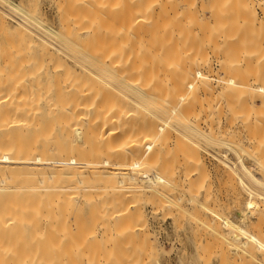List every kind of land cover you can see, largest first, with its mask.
<instances>
[{
	"label": "bare ground",
	"instance_id": "1",
	"mask_svg": "<svg viewBox=\"0 0 264 264\" xmlns=\"http://www.w3.org/2000/svg\"><path fill=\"white\" fill-rule=\"evenodd\" d=\"M197 1L200 2V0H98V7H94L91 0H82L88 7L85 6L77 18L76 16L74 19L71 18L74 20L71 22L76 27V33L80 30L81 36V40L80 36L78 37L80 41H74L76 44L79 42V50L74 51V49V53L71 55L79 63V73H75L64 62L56 64V61L62 60H60L61 57L56 58L57 54L55 53L57 60L53 59L55 61H52V64L56 65L52 66V70L58 72L59 65L62 67L64 64L66 69L62 67L61 70L66 72L69 68L73 75H65L60 79L52 80L51 86L46 82L48 87H46V91L50 89L48 95L45 91L46 95L41 94V98L40 95L38 96L41 101L40 107H35L37 108L36 113L33 112L34 106H31L39 100L37 98V102H34L36 90L40 84H35L37 82L35 76L30 77L29 75V79L21 80L22 83L24 82L23 86L18 84L20 81H15L20 89L13 86L14 83H12L15 93L16 90H21L17 94H22V92L24 94L25 91L27 94H24L25 100L21 95L17 98L23 97V99L18 100L15 97L20 101L18 105L21 103L20 107L16 108L18 111L19 108L22 110L19 111V114L18 111L15 113L13 111L16 117L19 115L22 117L17 119L18 122L15 120L17 125L14 126L15 129L11 126L14 121L11 125L8 124L12 114H8V117L7 109L0 108L5 110L4 114L10 119L8 122L5 115L3 116L7 118L6 120L5 117H0L1 120L4 119L3 123H5L3 125L0 123V264H159L158 253L155 251L159 248H156L157 245L155 248L153 247L152 240L154 239L151 240L149 229L143 222L145 218H142L143 205H149V212L153 217L158 216L159 213L162 214L161 210L167 209L168 212V209H172V207L180 209V203L183 202L194 208L200 206V209L197 208V213L198 210H202V207L204 210V202L205 205H210L206 192H203L206 195L204 201H201L202 204L197 198V192H200L201 189L199 183L203 181L200 182V178L197 179L196 176L195 180L192 179L195 169H190L192 163L187 162L196 156L187 158L188 154L185 156L183 152L185 150H182L187 148V151L188 148H192L190 151H193V147L195 148L198 143L196 142L197 144L192 146V140H190L192 141L191 145L190 141L185 140L187 137H184V142H181L183 140H180V137L187 134L197 138L202 136L203 140L206 138V132L204 131L203 134L197 124L200 121L199 112L196 109L200 96L199 88L200 91L207 93L206 95L209 94V98L216 87L220 88L221 96L225 93L222 97H225L229 90L237 92L236 89L241 91V89L250 88L251 90L248 89V91H252V96L253 90H264L263 82L260 83L258 69L259 61L262 57L264 58V34H261L262 37H255L260 34L257 27L261 21L258 20V24H256L254 4L248 8L247 6L237 7L236 3L237 9L234 7L231 10L230 4L232 3L229 0H223L222 5H219L221 4L219 0H217L219 4L213 0L214 6L213 4L209 5V0H202L200 3ZM239 1L237 0V2ZM110 2L112 3V7L109 4L111 8L108 6ZM210 3H212L211 0ZM216 3L218 7L215 6ZM0 4L7 6L9 10L16 11V14L17 12H21L19 15L25 14H22L23 17L29 16L26 14L28 11H24L20 5L10 0H0ZM240 4L242 5V3ZM97 12L103 14L99 15ZM33 15L32 13L30 16ZM64 17L63 21L68 23L70 18ZM29 19L30 22L33 21L31 17ZM29 19H27L28 22ZM24 20L27 21L26 18ZM254 25L255 27L251 28ZM256 25L258 26L256 27ZM260 26L262 25L260 24ZM245 27L246 29L250 27L252 31L256 29L258 34L254 36L253 32L249 35V28L245 37V34L242 33ZM48 31L52 36L57 35L56 37H58L56 31L50 29ZM256 31L255 33H257ZM30 36L29 38L32 39ZM249 36L251 39H245L250 38ZM59 39L61 38L59 37ZM67 39H63V42L69 43L71 39ZM1 45L0 49L3 47ZM71 45L73 46V43ZM12 46L9 47L11 50ZM72 46L69 47L70 50L67 47L62 48L72 53ZM17 48L14 49V56H17L19 52ZM53 48L52 50H54ZM58 48L61 49L60 46ZM20 49H24V47ZM25 50H27L26 47ZM5 52L7 57L4 56L7 59L10 56L9 50ZM25 52H22L24 55L21 57H26ZM4 56H0L1 61H4ZM29 56L34 60L36 58L33 57L34 55ZM10 58L5 63H9V60L12 62V58ZM17 58L19 60L18 56ZM27 61L30 60H26L24 63L28 64ZM50 63L49 59L51 66ZM32 65L34 66V64ZM15 66L16 64H14V68ZM18 68L20 67L18 66ZM4 69L2 68L1 71L0 68V73L7 76L8 73L6 75ZM8 69L5 71H11V64ZM203 78L205 82L203 81L199 87L198 81ZM0 79L2 80H0V84H2L0 92L4 93L8 88V91L11 90L12 86L6 78L4 77L7 81L6 84L3 76ZM243 80L250 81L251 84L253 82L254 85L251 86L254 89L252 90L250 84L248 85L245 81V83L242 82ZM225 90L227 91L225 92ZM108 95L111 96L110 100ZM257 95L258 98L256 95L254 98L260 103L262 102L261 106H264V95L261 96L258 93ZM5 96L1 95L2 98ZM227 96L223 98L225 107L229 106V99L233 97ZM252 96L250 103H246L242 110L238 107L240 103L237 106L235 102L236 107L244 113V115L240 113L243 118H241L242 120L239 118V122L247 125L245 128L241 127L242 125H237L234 129L232 126L213 130L214 120L212 121L210 115L207 116L208 120L203 119V123L208 125L205 127L208 128L207 134L211 138L218 135L220 139L222 137L221 140L217 137L219 139L217 144L223 145L224 153L231 152L237 159L234 163L238 168L239 180L232 179L231 183L233 187L231 188L235 191V198L242 197L238 186L244 188L245 184L241 180L243 177L247 182L262 190V193H254L246 185V198L248 200L257 199L264 206V136L259 134L260 132L257 133L259 129H262L261 125L264 119L259 118L260 108H256V100ZM210 101L207 105L208 109L212 108L213 101ZM236 101L238 102V100ZM29 106L30 110L33 109L32 112L29 110ZM216 108L215 106L214 111H218ZM228 109L231 110V108L226 110ZM210 111L213 110L210 109ZM232 115L234 116V114ZM232 115L231 117H233ZM261 115L264 116V114ZM209 118L211 119L209 120ZM232 122L230 121V124ZM6 123L14 129V132L16 130V135L8 125L6 126ZM56 135L59 136L58 140L61 142H53ZM62 135L73 144L70 152H67V147L62 146V142H66L64 138H61ZM29 136L31 137L30 142H28ZM213 140L212 142L215 143L216 141ZM190 151L187 152L192 153L191 155L195 153V151ZM213 155L210 157L213 158ZM222 155L226 158L224 154ZM188 157L191 156L188 155ZM243 158L248 161L247 164L243 162ZM195 161L194 166L199 163V160ZM219 161H216L217 165L225 163L220 159ZM197 168L195 172L199 169ZM228 173L230 174V170ZM229 174H227L228 177L232 176ZM198 181L199 186L197 187ZM204 185H208V183ZM208 186L204 188L207 189ZM206 199L207 201H205ZM239 199L241 198L239 197ZM120 201H126L128 204L126 211L118 210L116 207ZM99 205H101L100 208ZM109 205H112L114 210L109 215H103ZM188 208L191 207L188 206ZM209 210L211 212L212 209ZM223 211H221L222 214ZM222 214H219L221 219ZM204 215L203 219H205ZM205 217L207 218V215ZM200 218L199 215L198 219ZM208 218L202 221V225L204 223V225H208L206 223L210 220ZM198 219L195 221L201 223ZM221 219L218 221L222 222L223 230L231 229L227 241L235 249L239 245H246L245 248L251 247L255 239L258 242L257 234L253 235L255 236L254 240L252 238L253 241L249 236L252 237L253 233L252 222L261 224L257 228L258 230L256 225L254 228L261 239V244L255 243L260 245H257L256 248L252 246L250 250L253 254V250L256 253L259 250L262 252H260L261 258L264 256V220L262 222L260 219V221L254 210L246 206V208L236 210L230 218H224L222 221ZM195 221L193 222L194 227H196ZM213 223H217V220ZM213 225L215 228L217 227L216 231L220 237L221 228L218 226L220 224ZM249 226H252L251 232L248 230ZM245 236L247 241H251H248L250 245L243 241ZM213 237L210 238L213 239ZM198 239L200 240V237ZM209 239L204 242L207 243ZM211 239L212 243L219 238ZM222 244L220 243V245ZM225 244L227 245V243ZM226 245L225 249H227ZM250 247L247 250L243 248L241 254L236 251L239 260L242 256L246 255V258L249 255ZM252 248L254 249L252 250ZM199 249L201 248L199 247ZM225 249L223 248L221 251L224 252ZM196 250L198 251V249ZM244 250H246L245 253ZM202 251L206 252L205 249ZM234 251L232 252L234 253ZM227 253L229 254V251ZM233 253L227 254V257L234 256L236 258L237 256ZM218 255L220 257L221 252ZM199 258L201 257L199 256ZM203 259L207 261L205 256L201 258V261L205 263ZM262 259L261 262L264 264ZM243 260H245L244 257ZM243 260L242 262L240 260L239 264H242ZM223 261L219 264H222ZM247 261L250 262L249 258ZM232 262L235 263V260ZM246 263L244 261V264Z\"/></svg>",
	"mask_w": 264,
	"mask_h": 264
},
{
	"label": "rangeland",
	"instance_id": "2",
	"mask_svg": "<svg viewBox=\"0 0 264 264\" xmlns=\"http://www.w3.org/2000/svg\"><path fill=\"white\" fill-rule=\"evenodd\" d=\"M11 2H13V3H15V4H18V5H20L22 8H23V10L25 11H28V13H26V14H29V16L30 15H32V13L34 14L33 16H30L31 17V19H33V21H34V19H35V21H34V23H33V21L32 22H30L31 20L29 19L30 17L29 16H27L26 15V17L24 16H22V14L21 15H19L20 13H18L17 12V14H16V11H13V10H9L8 8H7V6H4V5H2V4H0V44H2L1 46H3L2 47V49H0L1 51H0V56H6V52L5 51H7V50H9V57L8 58H12V62H11V60H9V63H5V61H8V58L6 59V57L4 56L3 57V59H4V61L2 60L1 61V59H0V68H1V71H2V68L4 69H6V70H9L8 68L10 67V64H11V67H12V69H11V71H5V69H4V72L6 73V75H7V73H8V75L7 76H5V75H3V73H0V77H2L3 76V80H5V84H6V82L8 81L9 82V84H11V86L13 85L12 83H14V85L13 86H16L17 88H19L20 89V86H17V82L15 83V81H20V83H18V84H22V86H23V83H22V81L21 80H24V79H29L30 77H32V76H35V78L37 79V82L35 83L36 85H37V83H43V84H38V88H37V90H36V98H34V102L36 103L37 102V98L39 99V95H40V98H41V94H45L46 95V92H47V95H48V91H49V89H47V91H46V87H47V84L48 83H50V82H52V80H55V79H60V78H62L63 76H71V75H73V73L71 72V70H73L75 73H79V71H80V67H78V65H79V63L73 58V56L71 57V55H73V50L74 51H78L79 49H78V47H79V42H77V44H76V42H74V41H80L81 40V36H80V34H79V32H80V30H79V32L78 33H76V31L77 30H75L76 29V27L72 24V20L74 19V17L76 16V18H77V16L83 11V8L86 6V7H88L86 4H84L83 2H82V0H10ZM97 1L98 0H91V2H93L94 3V7L96 6V7H98V5H97ZM202 0H200V2H201ZM206 1V0H205ZM204 1V4L206 3ZM217 0H215V2H216ZM223 0H219V2L221 3ZM224 1H226V0H224ZM232 4H230V6H232L231 7V10L234 8V9H237V7L239 6V7H244V6H247L248 8H250L249 6H252L253 4V9L255 10V13H256V24H258L257 22H258V20L259 21H261L260 22V24L262 25V26H260V24H258L259 25V27H257L258 25H256V27L257 28H259V30H261L262 28H263V26H264V19H263V17H264V0H238L239 2H237V0H229ZM234 1H236V2H234ZM55 2H56V4H55ZM57 2H58V5H57ZM198 3H200L199 1H197ZM209 2V5H212L213 4V0H211V2L212 3H210V0L208 1ZM218 2V1H217ZM219 2H218V4H219ZM235 4H234V3ZM236 3H237V7H236ZM240 3H242V5L240 4ZM252 3V4H251ZM109 4H111V7H112V3L110 2V3H108V6H109ZM217 4V3H216ZM215 4V6H217L218 7V4L216 5ZM240 4V5H239ZM248 4V5H247ZM57 5V6H56ZM219 5H222V3L221 4H219ZM225 5V4H224ZM224 5H223V7H224ZM206 6V5H205ZM213 6H214V4H213ZM227 6H228V4H227ZM229 6V7H230ZM50 7V8H49ZM56 7H57V9H56ZM110 7V6H109ZM110 7V8H111ZM220 7H222V6H220ZM219 7V8H220ZM228 7V8H229ZM254 7H256V8H254ZM227 8V7H226ZM227 8V9H228ZM252 8V7H251ZM263 9V11H262V9ZM56 9V10H55ZM217 10H219L218 8H216ZM215 9V10H216ZM247 9V8H246ZM32 10V11H31ZM33 10H35V11H33ZM11 11V12H10ZM94 11V10H93ZM95 11H96V9H95ZM99 11V10H98ZM30 12V13H29ZM96 13V12H95ZM98 13V12H97ZM99 15H102L101 13H98ZM15 15V16H14ZM23 15H25V14H23ZM63 16H65L64 18H70V19H68L69 21H67L68 23H65L64 21H63ZM17 17V18H16ZM22 17V18H21ZM27 17H29V18H27ZM33 17V18H32ZM36 17V18H35ZM73 17V19H71ZM24 18H26V20L27 19H29V22H28V20L27 21H25L24 20ZM23 21L24 23L22 24V22L21 21ZM263 21V22H262ZM73 22H74V20H73ZM25 24V25H24ZM31 24V25H30ZM75 24V23H74ZM77 25V24H76ZM26 26V27H25ZM74 26V27H73ZM78 26V25H77ZM25 27V28H24ZM252 27H255V25L254 26H251V28ZM260 27H261V29H260ZM250 28V27H249ZM248 27H247V29H246V27H245V29H243V31H242V33H244L243 35L246 37L247 35V32L249 31V35H250V33H253L254 34V36L255 35H257L258 34V32L260 33L259 34V36H255L256 38L258 37H262L263 35H261V34H264V29H262V31H263V33H262V31H259L258 30V32L256 31V29H255V31L257 32V33H255V31H252L251 30V28H250V30H248L249 29ZM30 29V30H29ZM48 29H50V30H53V31H56V33L58 34V37H56V36H52L51 34H49V31H48ZM246 30V31H245ZM248 30V31H247ZM254 30V29H253ZM48 31V32H47ZM251 31V32H250ZM27 34V35H26ZM29 34H32L31 36L29 35ZM59 35H62L63 36V38H62V36H59ZM252 35V34H251ZM29 36L30 37H32V39L31 38H29ZM65 36V37H64ZM67 36V37H66ZM80 36V40H78V37ZM51 37V38H50ZM56 38V39H54V38ZM59 37L62 39V41H60L61 39H59ZM250 37V36H249ZM71 39V40H73L72 42H70L71 40H69V43L68 42H66V41H64L63 42V39L65 40V39ZM31 39V40H30ZM67 39V40H68ZM245 39H251V37L250 38H245ZM56 40V41H55ZM255 40V39H254ZM29 41V42H28ZM32 41H34L33 43H32ZM258 41V40H257ZM259 41H260V39H259ZM32 44H34V45H32ZM255 42H256V40H255ZM6 43V44H5ZM9 45H8V44ZM12 43H14V44H12ZM30 45V46H27L28 44ZM59 45H58V44ZM62 43V44H61ZM73 43V46L71 45ZM256 43H258V42H256ZM63 44H64V46H63ZM13 45V46H12ZM67 45V46H66ZM68 45H70V46H68ZM12 46V50H11V48H9V47H11ZM58 46H60V48L61 49H59L58 48ZM72 46V53L71 52H69V51H67V49L65 50V49H63L62 47H67L69 50L71 49V48H69V47H71ZM14 47V48H13ZM15 47H18L17 48V50L19 51L18 53H17V56L19 57V60H17L18 58H17V56L15 55L14 56V49H15ZM22 47H24V49H20V48H22ZM25 47H26V49L28 50H25ZM29 47V48H28ZM50 47V48H49ZM52 47H54L53 49L54 50H52ZM76 47V48H75ZM7 48H9V49H7ZM56 48V49H55ZM46 49H47V52H46ZM60 51H59V50ZM17 50H16V52H17ZM22 50H24V51H22ZM56 50V51H55ZM57 50H58V53H57ZM3 51H4V53H3ZM21 51V52H20ZM25 51H27V52H25ZM38 51H40V52H38ZM42 51H43V53H42ZM55 51V52H54ZM63 51V52H62ZM67 51V52H66ZM15 52V53H16ZM25 52V54H26V57L24 56V57H21V56H23L24 54L23 53ZM3 53V54H2ZM19 53H22V54H19ZM33 53V54H32ZM38 53H40V54H38ZM41 53H42V55H41ZM48 53H49V56L51 57H49V56H47L48 55ZM51 53V54H50ZM55 53L57 54L56 56H55ZM64 53V54H63ZM67 53V54H66ZM19 54V55H18ZM29 55H34L33 57L35 58V60L34 59H31V56H29ZM39 55H40V57H39ZM67 55V56H66ZM28 56V57H27ZM38 56V57H37ZM44 56V57H43ZM14 57H15V59H14ZM21 57V58H20ZM42 57V58H41ZM60 58L61 57V59L60 60H62V61H56L55 63L57 64H61V62L63 63L64 62V64H66V66H68L71 70L69 71V68H67L68 69V71L66 70V72H63L62 70H61V68L63 67V68H65L64 67V64H62V67L59 65V71L58 72H54L53 70H52V66L53 65H56V64H52V61H55V60H57L56 58ZM67 57V58H66ZM1 58V57H0ZM10 58V59H11ZM28 58V59H27ZM40 58V59H39ZM50 59V61H51V63L50 64H52L51 66L49 65V59ZM30 60V61H27L28 62V64H25L24 62L26 61V60ZM38 59V60H37ZM53 59H55V60H53ZM71 59H73V60H71ZM31 60H33V61H31ZM64 60V61H63ZM75 60V61H74ZM36 61V62H35ZM73 61V62H72ZM4 62V63H3ZM26 62V63H27ZM77 62V63H76ZM18 63V64H17ZM3 64H5V65H3ZM14 64H16V66H15V68H14ZM23 64V66H21ZM32 64H34V66L32 65ZM36 64V65H35ZM41 64V65H40ZM3 65V66H2ZM20 67V68H18V66ZM25 65V66H24ZM70 65V66H69ZM77 65V66H76ZM8 66V68H6V67ZM21 67H23V68H21ZM51 67V68H50ZM73 68V69H72ZM66 69V68H65ZM65 69H64V71H65ZM217 69V68H216ZM258 69H259V71H260V74H259V77H260V83L262 84V82H263V84L262 85H264V58L262 57L261 58V60L259 61V63H258ZM251 70V69H250ZM78 71V72H77ZM1 74H2V76H1ZM28 74V75H27ZM26 76V78H25V76ZM30 75V77L28 78V76ZM4 77L7 79V81H6V79H4ZM19 79V80H18ZM244 79H246V78H244ZM1 80V79H0ZM38 80H39V82H38ZM207 80V79H206ZM2 81V80H1ZM14 81V82H13ZM205 82V80H204V78H203V80H199L198 81V86L200 87V84L202 83V82ZM246 82L247 80H243L242 82ZM46 82H47V84H46ZM244 82V83H245ZM250 81H248V82H246L248 85L250 84V87L252 88L253 86H251V85H254V83L252 82V84L251 83H249ZM2 84H0V86H1ZM44 85V86H43ZM48 85H52V83H50V84H48ZM9 86V85H8ZM10 86V87H11ZM12 86V87H13ZM21 86V87H22ZM40 86H41V88L43 89V88H45V89H41L40 88ZM12 87H11V90H9L8 91V89L4 92V93H1L0 94V97H1V95L2 96H4V95H6L5 96V98L3 97H1L0 98V108H3V109H7V116H8V114H12V116L14 117H12V116H8L10 119H11V121H10V119L4 114V111H3V109L1 110L0 109V117H2L3 115H5V116H3V118L6 120L7 119V121L9 122L8 124L9 125H11L12 124V121H14V123L11 125V126H13V128L15 129V127L17 126L16 125V121H17V119H19V117H20V119L22 118L20 115L19 116H17L16 117V115L14 114L16 111H18V108H16V107H18L19 105H18V102H20V101H18V100H20V99H23V97H24V94L26 95L27 93H26V91L24 92V94H23V92H22V94L20 93V94H17V92H21V90H16V93L14 92L15 90H14V87H13V89H12ZM17 88H15V89H17ZM48 88V87H47ZM247 88V87H246ZM23 89V88H22ZM39 89V90H38ZM41 89V90H40ZM248 89H250V88H248ZM248 89H245V90H247V91H245L244 89H241V91L243 92H241L240 90L238 91V89H236L237 90V92H238V94H237V92L235 91V90H229L228 92L230 93V91H231V93H232V95H231V93L229 94L228 92H227V94H226V96L228 95H231V96H233L234 94H237V95H235V96H233V97H231V96H229V106H227V107H225V103H224V101H225V99H223V98H226V96L225 97H222L223 95H225V93L221 96L220 94H221V90H220V88H217L216 87V89H214L213 90V93H212V96L209 98L208 96H209V94L208 95H206L207 93H204L203 91H200V88H199V98H198V103H197V106H196V109H197V112H199V117H200V121H201V123H200V121L197 123L198 124V127H200L199 129H200V131L204 134L205 132H206V134H205V137L206 138H204V140H203V137L201 136V138L200 137H193L192 135H187V134H184V136H182L181 135V139L180 140H183V141H181V142H184L185 140L186 141H190V140H192L193 141V143H192V141H190L189 143L192 145V146H195L194 144L196 143L197 144V146H195V148L193 147V151H195V153L197 152V154H193V155H191L192 153H188L187 151H190L192 148H188V150L186 151V149L185 148H183L182 150H185V151H183L184 153H185V156L188 154L189 156H191V157H188V155H187V158H193V156L195 157L196 156V158H193V159H187L188 161L187 162H189V163H192V165H191V167L192 168H190V169H192V170H196V168L198 169L196 172H195V170L193 171L194 173H193V177H192V179L193 180H195L194 179V177L195 178H200V182H202V183H199V181L197 182V187L199 186V184H201V186L199 187V188H201L200 189V192H197V198H198V200L201 202H203L204 201V196L206 195V193H207V195L208 196H206V197H208V204H210L209 206H207V204L205 205V202L203 203L204 204V210H203V207H202V210L200 211V210H198L199 212L197 213V208L198 209H200L201 207L200 206H196L195 208L193 207V206H191V205H189V204H186L185 202H183V203H180V205H181V207H180V209H179V207L177 208V209H179V210H177V209H175V207H172V209H168V212H167V209H165V210H161L160 212L162 213V214H160L159 213V215L158 216H156V217H153V216H151V214H150V209H149V205L147 206V205H143V207H142V218H144V220H146V221H144L143 220V222H145L144 223V225L149 229V234H150V236H151V240L152 239H154V240H152V242H153V247L155 248V245H157V249L158 250H156L155 249V251H156V253H158V256H157V260H158V262H159V264H206V262L208 263V261H210L209 262V264H219V263H221L222 262V260H224L223 261V263L224 264H227L228 262H229V264H233L234 262H232L233 260H235V263L234 264H236L237 262V264H239V263H241L242 262V260H243V257H244V259L245 260H243V263L242 264H244V261L245 262H247L248 264L250 263V264H262V262H261V259L262 260H264V256L261 258V256H262V252L260 253L259 252V250H258V248L256 249V251L258 250V253H256L253 249L254 248H256V247H258L261 243H260V241H261V239H259V236H258V233L256 232L258 229L257 228H259L260 226L259 225H261V224H259L258 225V222H255V221H253L252 222V224H253V226L254 227H252V226H249L248 228V230L251 232V230L253 229L254 230V228H255V225H256V231L254 230H252V237H250L249 236V238H251V240H252V238L254 237L255 238V236H256V234H257V236H256V238L259 240L258 242H256V239H255V241H253L254 240V238H253V243H252V245H251V247L253 246L254 248H252V250H253V252H254V254L253 253H251L252 251L250 250L251 249V247L250 246H247L246 248H245V246H241V245H239L238 247L236 246V249H235V247L234 246H232V245H229L228 244V241H227V238H228V236H229V234H230V231H231V229H227V231H226V229H225V231L223 230L224 228L222 227V222L220 223L219 221H218V219H221L219 216V214L221 213L222 214V212L221 211H223V214H222V219H221V221L222 220H224V218H227V217H229L230 218V216L231 215H233L234 214V212L236 211V210H240V208L242 209V208H246V206H248V207H250L252 210H254V212H255V214L257 215V218H259V220L261 219L262 220V222H263V220H264V211H262V210H264L263 208H264V206H263V203L262 202H260L259 200H257V199H250V200H248L247 198H246V196H245V194H246V191H245V188H246V185H247V187L249 188V190L250 191H253L254 193L256 192V193H262V190L261 189H259L256 185H254V184H252V183H249V182H247L243 177H241V180L244 182V188L243 187H241L240 185L238 186L239 187V190H240V193H242L241 195H242V197L241 196H239L241 199H239V197H238V199H236L235 198V191H234V189H232L233 187H232V185H231V183H232V179H234L235 181H237V180H239V178H238V168H237V165L234 163L235 161H237V159H236V157H235V155H233V153H231V152H227V154H225L224 153V148H223V145L222 144H217V142H219L218 140L220 139V136L218 135V136H215L214 134L215 133H213V136H215L214 138H211L210 136H209V134H207L208 133V131H207V127H205V126H208V125H206L205 123H203L204 122V120L203 119H205V120H208L207 118V116H209V117H211L212 118V121L214 122V123H212V124H214L213 125V130H215V129H217V130H220V129H225V128H227V127H232L233 126V129L234 128H236L237 127V125H239V126H241V127H243V128H245V126H247V125H245V124H241V122H239L240 121V119L241 118H243V115H244V113H243V111H241L242 109H244V106L246 105V103L247 104H249L250 103V101H251V99H250V97L252 96V91L250 92V90L248 91ZM254 88H252V90H253ZM2 90V89H1ZM14 90V91H13ZM202 90V89H201ZM261 90V91H260ZM260 90H253V92H254V94H253V98L254 97H256L257 96V98H258V95H257V93L259 94V95H264V90H262V89H260ZM12 92L13 93V95H11L10 93L8 94V92ZM24 91V90H23ZM39 91H40V93H39ZM43 93H42V92ZM46 91V92H45ZM222 91H224V90H222ZM227 90H225V92H226ZM232 91H234V92H232ZM257 91V92H256ZM259 91V92H258ZM202 92V93H201ZM236 92V93H235ZM249 92H250V94H249ZM256 92V93H255ZM38 93V94H37ZM220 93V94H219ZM223 93V92H222ZM234 93V94H233ZM28 94H29V92H28ZM205 94V95H204ZM214 94V95H213ZM241 94V95H240ZM9 97H8V96ZM20 95L21 96H23L22 98H17V97H20ZM239 95V96H238ZM244 95V96H243ZM249 95V96H248ZM254 95H256V96H254ZM227 96V97H228ZM237 96V97H236ZM242 98H241V97ZM18 99H16V98ZM47 97V96H46ZM220 97H222V98H220ZM13 98V99H12ZM237 98V99H236ZM240 98V99H239ZM3 99V100H2ZM9 99H10V101H9ZM108 99L110 100L111 99V96L110 95H108ZM212 100V101H210V100ZM234 99V100H233ZM247 99V100H246ZM255 100H256V98H254ZM24 100H25V97H24ZM232 100V101H231ZM236 100H238V102L236 101ZM23 101V100H22ZM21 101V102H22ZM40 101H41V99H39L38 100V102L35 104V105H31V106H34V108L33 107H31V108H33V109H35V110H33V112L34 113H36L37 111V108H35V107H40ZM209 101L210 102H212L211 103V107L212 108H209L208 109V103H209ZM239 101H242V102H239ZM263 101V100H262ZM8 102V103H7ZM237 104H236V103ZM17 103V105H15ZM240 103V105L242 106H238V104ZM260 102L259 101H255V104H256V108H260L259 109V113L258 114H260V117L259 118H261L262 120L264 119V116L263 115H261V114H264V106L262 105L261 106V103L259 104ZM264 103V102H263ZM4 104V105H3ZM9 105V106H7V105ZM34 104V103H33ZM214 104V105H213ZM241 109H238L237 107H236V105ZM232 105H234V106H232ZM4 106V107H3ZM215 106L217 107L216 109L218 110V111H214V108H215ZM224 106V107H223ZM258 106V107H257ZM10 107H12V108H10ZM15 108V110H14V108ZM20 107V106H19ZM22 107V106H21ZM214 107V108H213ZM232 107H233V109H232ZM9 108V109H8ZM29 108V110H30V106L28 107ZM227 108H231V110H229V112H227L228 110H226ZM234 108H235V110H234ZM11 109H12V111H11ZM209 111H208V110ZM210 109L211 110H213V111H210ZM9 110V111H8ZM28 110V109H27ZM32 110H30L31 112H32ZM39 110V109H38ZM239 110V111H238ZM13 111H14V113H13ZM19 111H22L21 110V108H19ZM19 111L17 112L18 114H19ZM236 111V113H233V112H235ZM8 112H10V113H8ZM39 112V111H38ZM215 112H216V114H215ZM3 113V114H2ZM213 113V114H212ZM229 113H232V114H234V116L232 115V114H230L229 115ZM239 115H238V114ZM240 113H242V114H240ZM216 115V116H215ZM231 115L233 116V117H231ZM30 116V115H29ZM212 116H214V117H212ZM238 116V117H237ZM241 116V117H240ZM262 116H263V118H262ZM13 118V120H12V118ZM32 117V116H31ZM229 117H231L230 119H229ZM16 118V119H15ZM211 118H209V120L211 119ZM240 118V119H239ZM4 119L3 120H1V118H0V123H2V125L3 124H5V123H3V121H4ZM216 119H218V121H216ZM219 119H220V121H219ZM233 119V120H232ZM16 120V121H15ZM35 120V119H34ZM242 120V119H241ZM228 121V122H227ZM230 121L233 123H231L230 124ZM234 121H237V122H234ZM18 122V121H17ZM239 122V123H238ZM245 123H246V121H244ZM263 122V124L261 125V127H262V129H259L258 130V132L257 133H259V134H263V136H264V131H261V130H264L263 128H264V120L262 121ZM227 123V124H226ZM238 123V124H237ZM7 123H6V126L8 125ZM15 124V125H14ZM219 124V125H218ZM222 124V125H221ZM230 124V125H229ZM248 124V123H247ZM8 125V127H10L11 128V126H9ZM244 125V126H243ZM6 126H3V128H6ZM15 126V127H14ZM219 128H218V127ZM8 127H7V129H8ZM223 127V128H222ZM225 127V128H224ZM2 128V127H1ZM2 128V129H3ZM12 129V128H11ZM14 129H12V131L14 132ZM205 131V132H204ZM15 135L17 134V132H16V130H15ZM13 133V134H14ZM211 134V133H210ZM217 135V134H216ZM189 136V137H188ZM191 136V137H190ZM212 136V135H211ZM59 136L58 135H56L55 136V138L53 139V142H61V141H59L58 138ZM184 137L186 138H189V139H185L184 140ZM208 137V138H207ZM217 137L219 138V139H217ZM61 138H64L65 140H66V142H62V146H65V147H67V152H70L71 150H72V148H73V144H72V142L69 140V139H67V138H65L63 135H62V137ZM183 138V139H182ZM192 138V139H191ZM213 139H215V140H213L215 143H213L212 142V140ZM201 139V140H200ZM206 139H208L207 141H206ZM217 139V140H216ZM221 139H222V137H221ZM220 139V140H221ZM195 140H197V141H195ZM31 141V137L29 136V138H28V142H30ZM202 141V142H201ZM180 142V141H179ZM180 142V143H181ZM210 142H212V143H210ZM211 144V145H210ZM214 146L213 148L211 147V146ZM216 146H218V147H216ZM211 147V148H210ZM221 149H220V148ZM218 148V149H217ZM195 149V150H194ZM198 149V151H196ZM217 150H219V151H217ZM223 150V151H222ZM193 151H190V152H193ZM217 151V152H216ZM187 152V153H186ZM216 153H217V156H216ZM224 154L225 156H226V158H224L223 157V155L222 154ZM212 154H214L213 156L214 157H216V158H211L212 157ZM211 156V157H210ZM232 156V157H231ZM199 157V158H198ZM210 157V158H209ZM206 158V159H205ZM209 158V159H208ZM199 160L198 162L199 163H197V165L196 166H194V164H196V161L195 160ZM214 159V160H213ZM219 159L220 160H222L223 162H225V163H218V165H217V162L219 161ZM244 160H245V158H243ZM201 160V161H200ZM207 160V161H206ZM231 161V162H229V161ZM243 160V162L245 163V164H247L248 163V161L247 160H245L244 161ZM193 161V162H192ZM206 161V162H205ZM217 161V162H216ZM227 161V162H226ZM211 162V163H210ZM220 162V161H219ZM194 163V164H193ZM233 163V164H232ZM212 164H214L213 166H212ZM221 164H222V166L224 167H222L221 166ZM208 165V166H207ZM210 165V166H209ZM233 165V166H232ZM212 166V167H211ZM234 166H235V168H234ZM189 167V166H188ZM213 169H211V168ZM215 168V169H214ZM222 168V169H221ZM211 169V170H210ZM224 169V170H223ZM200 170V171H199ZM219 170V171H218ZM223 170V171H222ZM227 170V171H226ZM229 170H230V174L228 173L229 172ZM202 171V172H201ZM221 172V173H220ZM225 173V174H224ZM229 174V176L230 175H232V176H230V177H228V175L227 174ZM210 175V176H209ZM223 175V176H222ZM234 176V177H233ZM225 177V178H224ZM229 178V180H230V182H229V180H228V178ZM233 177V178H232ZM239 177H240V175H239ZM224 178V179H223ZM205 179V180H204ZM202 180V181H201ZM223 181V182H222ZM214 182V183H213ZM199 183V184H198ZM206 183H208V185L211 183V185H204V184H206ZM226 183V184H225ZM238 183H239V181H238ZM213 184V185H212ZM230 184V185H229ZM225 185H227V186H225ZM205 186H208L207 187V189H209V190H207V189H205L204 187ZM214 186V187H213ZM228 186H230V187H228ZM196 187V185H195V188H197ZM209 187H211V188H209ZM232 187V188H231ZM203 189H205V190H203ZM223 190V191H222ZM199 191V190H198ZM208 191V192H207ZM212 191V192H211ZM203 192H206L205 193V195L203 194ZM209 193V194H208ZM218 194V195H217ZM210 197V198H209ZM231 197H232V200H231ZM203 198V199H202ZM213 199L215 200V202L213 203ZM234 199H235V201H234ZM217 200V201H216ZM255 200V201H254ZM205 201H207V199L205 200ZM222 201V202H221ZM240 201V202H239ZM246 201H247V205H246ZM251 201V203L250 204H252L251 206H250V204H249V202ZM202 202H201V204H202ZM212 202V203H211ZM220 202V203H219ZM231 202H233V203H231ZM220 204V205H219ZM227 204V205H226ZM259 204V205H258ZM189 207H191V208H188V206ZM215 207H214V206ZM255 205V206H254ZM127 206H128V204L126 203V201H120L119 202V204L116 206L117 208H118V210L120 209L121 211L122 210H125L126 211V209H127ZM219 206H221V208H219ZM227 206V207H226ZM258 206V207H257ZM261 206V207H260ZM85 207H87V206H85ZM90 207V206H89ZM99 208L101 207V205H99L98 206ZM200 207V208H199ZM208 208V211H206V209ZM212 209L211 210V212H210V208ZM214 209H213V208ZM217 207V208H216ZM206 208V209H205ZM223 208V209H222ZM228 208V209H227ZM231 208V209H230ZM195 209V210H194ZM260 209H262V210H260ZM96 210H98L97 208H96ZM103 210V209H102ZM114 210V207L112 206V205H109L108 207H107V209H105V213H103V215H109V214H111V212ZM175 210V211H174ZM177 210V211H176ZM170 211V212H169ZM195 211H196V214H195ZM214 211H216L215 212V214H217V215H215L214 214ZM144 212V213H143ZM147 212V213H146ZM164 212V213H163ZM191 212H194V213H191ZM209 212V213H208ZM263 212V213H262ZM200 213V214H199ZM202 213V214H201ZM211 213V214H210ZM225 213H226V215H225ZM228 213V214H227ZM232 213V214H231ZM164 214V215H163ZM188 214H190V215H188ZM193 214V215H192ZM205 214V215H204ZM210 214V215H209ZM230 214V215H229ZM163 215V216H162ZM168 215V216H167ZM196 215V216H195ZM199 215H200V219H198L199 218ZM204 215V218L207 220V218L209 217L210 218V220H209V218H208V220L209 221H206V223H208V225H209V222L213 219L214 221H216L217 220V223H213L214 221H211L210 222V225H211V227H210V225L208 226L207 224L206 225H202V221L203 220H205V219H203L202 218V216ZM207 215V218L205 217ZM209 215V216H208ZM215 215V216H214ZM226 217H225V216ZM174 216V217H173ZM187 216V217H186ZM150 217H152V218H150ZM191 219H189V218ZM216 217V218H215ZM188 218V219H187ZM216 220H215V219ZM218 218V219H217ZM153 219V220H152ZM193 219V220H192ZM195 219H198V220H200L201 221V223L198 221V223L195 221ZM260 220V221H261ZM195 221V226L196 227H194V222ZM257 221V220H256ZM153 222V223H152ZM192 222V223H191ZM205 222V221H204ZM257 223V224H255V223ZM262 222H259V223H262ZM191 223V224H190ZM199 223H200V225H199ZM213 224H216V226H217V224H220V225H218L219 226V228H221V232L219 231V233H220V237L218 236V231H216L217 230V227L215 228V226L213 225ZM197 225H199V226H197ZM203 226V228H202V226ZM205 226H207V228H205ZM213 226H214V228H213ZM158 227V228H157ZM195 229H194V228ZM208 227H210V228H212V229H210V228H208ZM251 227H252V229H251ZM146 228V229H147ZM197 228H198V231H197ZM201 230H200V229ZM205 228V229H204ZM230 228V227H229ZM210 229V230H209ZM207 230V231H206ZM216 231V232H215ZM199 232V233H198ZM255 232V233H254ZM213 233V234H212ZM214 233H216V234H214ZM227 233V234H226ZM204 234V236H202ZM209 234V235H208ZM153 235V236H152ZM215 235V236H214ZM253 235H255V236H253ZM200 237V240L198 239L199 237ZM209 236V237H208ZM215 238H219V239H215L214 240V237ZM222 236V237H221ZM213 237V239H211V238ZM196 238V239H195ZM211 240H214V242H210V239ZM223 240L222 242H220L219 240H221V239ZM191 239V240H190ZM195 239V240H194ZM198 239V240H197ZM206 239H209V240H207V243H205L204 241H206ZM248 239V238H247ZM158 240V241H157ZM157 242V244H156V242ZM199 242V244H198V242ZM218 241H219V243H218ZM243 241H246V243H248V241H250V240H246V236L245 237H243ZM177 242V243H176ZM224 242V243H223ZM251 242V241H250ZM171 243V244H170ZM196 243V244H195ZM220 243L222 244V245H220ZM225 243H227V245L225 244ZM255 243H260L258 246L255 244ZM174 244V245H173ZM193 244H195V245H193ZM199 246H198V245ZM200 244H202V245H204V246H200ZM249 245H250V243H248ZM247 244V245H248ZM193 245V246H192ZM223 245H224V247H223ZM225 245L227 246V249H225ZM254 245H256V246H254ZM159 246V247H158ZM197 246V247H196ZM222 246V247H221ZM173 247V248H172ZM199 247L201 248V249H199ZM202 247H204L203 249H202ZM220 247V248H219ZM248 247H250L249 248V250H250V252L247 254L248 256L245 258V256H242V258H241V256H240V260H241V262H240V260H239V255H237L238 253H242V250H243V248L244 249H246L247 250V248ZM219 248V249H218ZM225 249V251L223 252V250L221 251V249ZM172 249V250H171ZM185 249V250H184ZM196 249H198V251L196 250ZM205 249V251L206 252H203L202 250H204ZM218 249V250H217ZM234 249H235V251H234ZM227 250V251H226ZM246 250H244L243 252L245 253V251ZM158 251V252H157ZM194 251V252H193ZM221 252V256L219 257V253ZM229 251V254L227 253ZM232 251H234V253L236 252V251H238V253L236 252V254H234ZM197 252H198V254H197ZM166 253V254H165ZM204 253V254H203ZM234 254L235 256H237L236 258L233 256H229L230 258H228L227 257V254L228 255H231V254ZM243 253V254H244ZM251 253V254H250ZM203 254V255H202ZM207 256H206V255ZM214 254V255H213ZM202 255V256H201ZM199 256L202 258V257H204L205 256V258L207 259V261L205 260V259H203L204 261H205V263H203V261H201V258H199ZM208 257V258H207ZM218 257L220 258V260L218 259ZM231 258H234V259H231ZM248 258H249V261L250 262H248L247 260H248ZM209 259V260H208ZM229 259V260H228ZM247 259V260H246ZM256 259H257V261H256ZM230 260H232V261H230ZM220 261V262H219ZM222 263V264H223ZM246 263V264H247Z\"/></svg>",
	"mask_w": 264,
	"mask_h": 264
}]
</instances>
